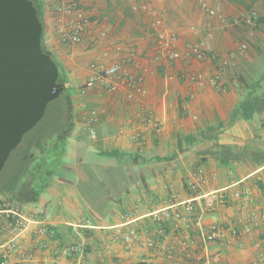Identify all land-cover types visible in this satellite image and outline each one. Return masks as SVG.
<instances>
[{"label": "crops", "instance_id": "crops-1", "mask_svg": "<svg viewBox=\"0 0 264 264\" xmlns=\"http://www.w3.org/2000/svg\"><path fill=\"white\" fill-rule=\"evenodd\" d=\"M76 1L88 18L89 31L77 43H62L56 31L57 14L53 24L48 17L49 7L55 8L57 0H42V39L64 70L65 103L72 122L60 124L55 135L45 131L37 147L44 159L60 153L58 168L72 175L57 178V167L53 168L41 180L45 195L39 189L14 195L29 217L20 241L34 261L18 263L12 255L9 264H118L102 258L98 247L112 227L124 225V212L132 211L142 229H153L156 225L147 210L170 206L173 195L190 197L185 181L193 172L203 177L204 191L223 189L229 195L240 190L248 196H229L223 205L203 211L197 208L195 215L205 225L212 221L222 225L226 235L222 241L204 243L192 222H179L176 228L165 223L169 240L188 232L193 245L188 255L153 256V264H264L257 258L258 252H264V220L260 217L264 212V164L243 152L264 149V109L251 120L235 117L246 93L234 94L224 74L216 85L202 89L182 77L187 68L211 74L219 67L223 59L214 53L222 49L217 41L222 37L214 25L227 15L224 6L235 9L236 1L208 0L216 9L214 16L207 15L198 0ZM156 19L176 33L178 59H168L167 50L158 47ZM199 40L206 43L207 58L187 64L186 52ZM92 61L121 62L137 83L116 92L108 91L103 81L86 88ZM92 109L98 112L94 137L86 123ZM148 116L162 123L161 132L152 124L144 125ZM134 131L141 132V141L131 139ZM219 145L230 147L236 157L223 164ZM87 219L90 227L83 225ZM41 226L47 232L38 236ZM246 226L251 230L245 232ZM216 251L221 253L220 261L205 263L204 258Z\"/></svg>", "mask_w": 264, "mask_h": 264}, {"label": "built area", "instance_id": "built-area-1", "mask_svg": "<svg viewBox=\"0 0 264 264\" xmlns=\"http://www.w3.org/2000/svg\"><path fill=\"white\" fill-rule=\"evenodd\" d=\"M202 10L209 16L216 14L215 7L209 4L208 0H198ZM55 10L57 13L56 31L60 42L77 43L82 40L83 35L89 31V21L84 11L78 8L76 0H57ZM155 24L159 26L157 30V44L160 49L167 50V58L170 60L178 59L181 56L180 51L174 48L176 33L162 26L161 19H156ZM107 53H103V57ZM207 58V49L203 40L194 42L186 52V62L191 60H205ZM227 64L226 60L219 63V69ZM216 69L211 74L206 70L193 71L189 68L182 72V77L193 83L196 88L202 89L207 84L216 85L221 77V72ZM138 85L141 78H138ZM106 82L107 90L116 92L121 87H132L134 76L128 67L121 62L106 64L104 61H92L88 65V76L85 87H93L97 82ZM137 83V82H134ZM84 92V90H83ZM193 96V95H191ZM193 119L197 116L193 115ZM98 121V112L95 109L89 111L86 123L89 133L92 137L96 131L93 125ZM144 125L152 124L155 131L161 132L162 123L156 118L148 116L144 120ZM133 141L142 140L140 131H134L131 134ZM204 179L201 175L193 172L186 179L185 184L190 197L182 199L178 196H171L173 203L162 209H148L146 215L155 223L153 229H142L138 223V217L132 211H125L123 214L124 225L112 227L111 238L114 241L120 240V244L127 256L133 260L131 264H153L152 258L156 253H162L167 258H173L175 254L188 255L193 245V237L188 232L177 235L174 241L169 240V235L165 228V223L171 222L174 228L178 227L179 222H192L193 227L200 231L202 241L206 244L222 241L226 239L225 230L218 221H212L205 225L201 216H196L197 208L200 211L214 208L217 204L223 205L228 200L227 197L247 198V191L234 190L229 195L222 190H202ZM201 200L203 204H201ZM264 220V212L260 213ZM29 217L24 209L18 206L14 201L0 200V264H9V259L13 255L14 261L18 263L33 262L32 253L24 249L20 241V235L28 226ZM82 225V223H81ZM84 227H90V221L83 222ZM245 232L250 231V227H245ZM47 229L45 226L39 227L38 236L45 235ZM233 235L236 230H232ZM264 239V232H263ZM141 256V257H140ZM221 253L216 251L209 253L204 258L205 263L210 261H219ZM259 261L264 262V252L257 253ZM203 260V259H202Z\"/></svg>", "mask_w": 264, "mask_h": 264}, {"label": "rangeland", "instance_id": "rangeland-1", "mask_svg": "<svg viewBox=\"0 0 264 264\" xmlns=\"http://www.w3.org/2000/svg\"><path fill=\"white\" fill-rule=\"evenodd\" d=\"M235 1L236 4H233L235 9H231L229 5H225L224 8L228 11L227 15H225L224 18H221L220 22L216 20L217 22L214 26L217 28V31L220 32V38L222 37L217 40L218 47L221 46L222 49H218V53H213L214 56L218 55V59L227 60V64H225L222 69H219L218 66L217 69L220 70L221 76L224 74V76L230 80V90H233L232 92L237 95L241 92H244V94L246 93L247 79L251 78V76H256V73L260 72L261 68L264 67V23L257 21L258 17H264V0ZM49 8L51 13L48 14V17H51L50 21L53 24L52 19L57 13L53 6H50ZM207 33L208 31L205 30V37L208 36ZM208 39L205 42L207 45H210L211 37ZM45 71L51 78L52 74L49 69H46ZM67 93L68 90H63L56 98L49 101L43 116L35 125L22 135L20 142L11 149L4 166L0 170V190H14L18 187V184L23 180H26V175L20 176L18 180L16 176L18 175L19 168H22L26 174L27 171L39 161L40 157L38 154L40 152H38L37 147L39 145L41 146L44 140V138L41 140L39 139L40 135L42 136V134L46 133L45 131H48L47 133L49 135H55L56 129L62 124L61 120L63 123L72 122L70 119V110L68 111V107L65 103ZM64 105L66 106L65 111L61 114ZM53 138L54 137H51V139ZM262 141H264V139ZM59 154H55L54 156L51 155L50 157L47 156V158L44 159V163H42V169L44 171L49 168L53 170V168L57 167L54 171L57 178L58 176L71 174L70 171L65 170L62 167L58 168L62 159L60 158L61 154ZM63 159L66 161V158L63 157ZM45 178H47L46 175L43 176L42 174L39 179L40 182H36V185L35 183L32 184L37 190H41L43 195L45 194L41 185V180ZM39 185H41V187H39ZM92 185H95V183H92ZM95 188L99 191L102 190V186L95 185ZM5 196L6 194H0V200H9ZM14 202H17L18 206L24 209L19 201L15 199ZM111 232L112 229L102 241L101 246L98 247V252L102 253L100 256L104 259L111 260L114 263L131 264L133 259L126 255L121 247L120 240H112L110 236ZM115 254L120 256H113ZM157 255L165 256L162 253H156L155 257Z\"/></svg>", "mask_w": 264, "mask_h": 264}, {"label": "water", "instance_id": "water-1", "mask_svg": "<svg viewBox=\"0 0 264 264\" xmlns=\"http://www.w3.org/2000/svg\"><path fill=\"white\" fill-rule=\"evenodd\" d=\"M42 29L31 0H0V170L66 87L46 74Z\"/></svg>", "mask_w": 264, "mask_h": 264}, {"label": "trees", "instance_id": "trees-1", "mask_svg": "<svg viewBox=\"0 0 264 264\" xmlns=\"http://www.w3.org/2000/svg\"><path fill=\"white\" fill-rule=\"evenodd\" d=\"M34 5V10L42 22V27L44 29V19H43V3L42 0H31ZM258 22L264 23V17H258ZM43 29L41 34V47L43 49V56L45 61V70L49 69L52 74L51 79L56 83H64L65 82V75L64 70L61 67L60 63L52 56V54L46 49V46L43 42ZM67 90V89H64ZM65 105L63 106L61 114L65 111ZM264 109V67L261 68L260 72L256 73V76H251V78L247 79V91L244 98L241 100L237 109L233 113L235 117H242L246 120H251L253 116L257 113L262 112ZM61 123L63 121L61 120ZM203 136H206L204 134ZM219 154L221 157V161L225 164L229 158L236 157L235 154L232 152L231 148L225 145H219ZM244 154L247 155L245 157H250L254 162L264 164V149H257V148H250V149H243ZM242 152V153H243ZM40 159L36 162L29 171L25 174V171L22 168H19L18 175L16 176L17 180L20 176L26 175V180L22 181L18 184V187L14 190H7L1 189L0 194H6L10 201H14L16 198L14 195L18 194L22 190H30L31 192L35 193L37 189L32 184L36 182H40L41 175L45 176L47 173L51 172V168L46 169L45 171L42 169L44 163V155L39 153L38 154ZM23 163V162H21ZM37 172V176H36ZM46 173V174H45ZM40 174V175H39ZM35 181V182H34ZM40 186V185H39ZM14 197V198H13ZM17 200V199H16Z\"/></svg>", "mask_w": 264, "mask_h": 264}]
</instances>
